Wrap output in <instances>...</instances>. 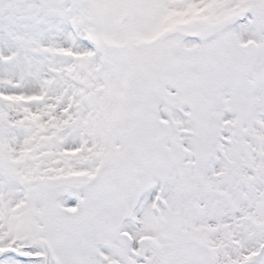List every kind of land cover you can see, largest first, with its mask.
<instances>
[{"label":"snow or ice","instance_id":"1","mask_svg":"<svg viewBox=\"0 0 264 264\" xmlns=\"http://www.w3.org/2000/svg\"><path fill=\"white\" fill-rule=\"evenodd\" d=\"M0 264H264V0H0Z\"/></svg>","mask_w":264,"mask_h":264}]
</instances>
